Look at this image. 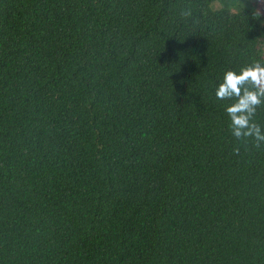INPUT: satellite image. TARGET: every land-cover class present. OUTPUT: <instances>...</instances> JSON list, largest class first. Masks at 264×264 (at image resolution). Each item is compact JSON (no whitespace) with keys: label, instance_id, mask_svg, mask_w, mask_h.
Returning <instances> with one entry per match:
<instances>
[{"label":"trees","instance_id":"trees-1","mask_svg":"<svg viewBox=\"0 0 264 264\" xmlns=\"http://www.w3.org/2000/svg\"><path fill=\"white\" fill-rule=\"evenodd\" d=\"M263 47L264 0H0V264H264L215 96Z\"/></svg>","mask_w":264,"mask_h":264},{"label":"clouds","instance_id":"clouds-1","mask_svg":"<svg viewBox=\"0 0 264 264\" xmlns=\"http://www.w3.org/2000/svg\"><path fill=\"white\" fill-rule=\"evenodd\" d=\"M190 14V11L182 12L183 16ZM215 96L220 101L234 100L225 107V112L229 118L230 134L235 140L247 141L251 138L257 148L264 144L262 127L254 120L257 108L264 105V64L254 61L251 65L242 67L239 73L225 71L222 83L215 90Z\"/></svg>","mask_w":264,"mask_h":264},{"label":"rangeland","instance_id":"rangeland-1","mask_svg":"<svg viewBox=\"0 0 264 264\" xmlns=\"http://www.w3.org/2000/svg\"><path fill=\"white\" fill-rule=\"evenodd\" d=\"M219 5L217 3L214 4V7H218ZM263 54H264V47H263Z\"/></svg>","mask_w":264,"mask_h":264}]
</instances>
